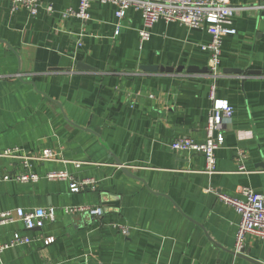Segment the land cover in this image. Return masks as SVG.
Instances as JSON below:
<instances>
[{
  "label": "crops",
  "instance_id": "1",
  "mask_svg": "<svg viewBox=\"0 0 264 264\" xmlns=\"http://www.w3.org/2000/svg\"><path fill=\"white\" fill-rule=\"evenodd\" d=\"M229 3L238 9L236 33L222 42L213 80L140 69L207 68L204 30L159 21L141 43L133 9L118 20L115 7L94 3L84 22L61 16L77 0H42L35 16L0 0V175L38 176L0 181V212L56 211L42 229L0 227V243L15 233L30 239L4 251L3 264H264L258 237L248 235L243 256L233 254L239 216L205 192L238 198L246 187L264 196V0ZM79 63L91 70H76ZM212 86L234 112L208 173L203 155L170 145L205 140ZM52 173L93 184L72 193L68 179H46ZM68 206L103 213L69 215Z\"/></svg>",
  "mask_w": 264,
  "mask_h": 264
},
{
  "label": "built area",
  "instance_id": "2",
  "mask_svg": "<svg viewBox=\"0 0 264 264\" xmlns=\"http://www.w3.org/2000/svg\"><path fill=\"white\" fill-rule=\"evenodd\" d=\"M13 11L23 8L31 16H35L42 5V0H7ZM76 10L68 9L61 16L63 18L74 17L81 21H88L89 8L92 4L112 5L115 7V17L121 20L127 10L133 9L141 14L142 28L139 31L141 43L149 40L152 27L159 21L164 23H178L188 29L204 30L210 37L209 43L201 48L208 53L207 77L215 80L220 72V56L222 42L225 37L235 35L236 31L232 27V18L238 9L232 7L229 0H77ZM245 9V8H243ZM48 13L53 11L51 5L46 6ZM248 10V9H246ZM117 26L115 35L118 34ZM211 100V110L208 115L205 127V140L196 143L190 138H181L173 141L170 148L176 152L188 151L203 155L205 160V170L208 173L215 171V151L223 144V124L229 121L233 115V107L226 100L218 99L215 95V86H212L209 93ZM8 155L10 152H5ZM51 153L45 151V159H49ZM26 161L23 167L28 169ZM78 168L79 164L75 163ZM239 169L244 171L240 165ZM46 179H68L70 182V192L79 193L84 188L93 184L92 180L81 182L74 181L65 173H52L46 175ZM0 181L37 182L38 176L32 173H21L18 175H0ZM206 193H212L217 200L227 207L232 208L239 216V223L235 235L234 253L239 254L244 249V242L248 235L264 240V196L253 192L250 188L239 190L240 197L235 198L229 195L218 193L212 188L206 189ZM65 214L86 213L93 219L101 217L103 210L100 207L90 206H68L63 208ZM56 211L53 207L35 208L29 211L15 209L14 211L0 212V227L21 222L26 231L42 229L46 221L55 220ZM126 235L128 229H121ZM54 241L53 237L44 240L45 245ZM30 242L28 237L19 233L13 235L9 243H0V264H3L1 255L8 249H13ZM232 264H237L236 262Z\"/></svg>",
  "mask_w": 264,
  "mask_h": 264
},
{
  "label": "water",
  "instance_id": "3",
  "mask_svg": "<svg viewBox=\"0 0 264 264\" xmlns=\"http://www.w3.org/2000/svg\"><path fill=\"white\" fill-rule=\"evenodd\" d=\"M143 72H148V73H170L172 74L174 71L177 72V73H182L183 71H185L187 74H206L208 73V70L207 68H198V67H187V68H184V67H178L177 69H173V68H164V67H157V66H142L140 68ZM76 70L78 71H84V70H91V68L89 67H86L85 65L79 63L77 64L76 66ZM230 72V71H228ZM234 72H240V71H234ZM259 74H263L264 75V72L263 73H259ZM118 166H120L121 170L123 172H125V174L128 175L125 167L123 165H121L120 163H117ZM130 176V175H129ZM235 254V253H233ZM237 257H241L243 256L242 255V252L239 253V254H236Z\"/></svg>",
  "mask_w": 264,
  "mask_h": 264
}]
</instances>
